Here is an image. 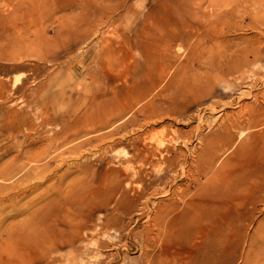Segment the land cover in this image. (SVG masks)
Returning <instances> with one entry per match:
<instances>
[{
	"label": "rangeland",
	"instance_id": "1",
	"mask_svg": "<svg viewBox=\"0 0 264 264\" xmlns=\"http://www.w3.org/2000/svg\"><path fill=\"white\" fill-rule=\"evenodd\" d=\"M16 1L0 0V172H8V165L22 151L35 152L38 146L45 145L46 137L63 119L70 121L76 113L91 116L104 110L101 121H109L103 127L97 123L91 131L87 129L79 134L74 142L92 139L90 144L80 148L81 155L70 152L74 142L63 147V156L70 163L58 168L55 177L43 181L26 196L0 203V220L3 219L5 225L26 217L27 213L10 215L14 208L32 201L35 204L32 208H38L55 198L54 188L70 193V199L76 196L74 199L78 201L106 202L108 198L101 190L103 178L116 167L127 165L121 163L125 152L139 156L130 164L146 169L143 176L148 181L142 182V186L148 188L152 210L147 209L149 217L139 214L144 201V197L134 195L139 181L123 193L134 195V200L115 193L109 206L119 217L113 225V237L134 227L139 239L143 238L152 228L150 218L161 207L172 203L183 207L178 196L184 192L210 196L215 193L213 171L195 172V177L190 178L186 170L206 166L198 158L203 144L215 136L227 122L226 118L241 115L240 104L248 108L264 106V26L256 25L258 20L254 14L225 18L211 31L213 38L206 36L202 47L198 44L192 55L191 44L199 40V34L166 43L161 38L164 35L161 30L167 25L181 32L195 25L197 22L191 16L200 0H96L98 25L93 32L85 36L83 33L77 40H65L57 31L61 21L80 11L76 6L67 10L50 9L54 12L43 23L29 24V19L13 6ZM200 7L212 11L209 1L204 0ZM249 7L254 8L252 4ZM204 21L201 18L199 24L205 25ZM83 27L88 29V24ZM224 44L231 50L235 46L257 48L258 55L255 58L254 53H249L247 61L222 66L219 57ZM16 81L19 83L15 85ZM248 92L251 94L246 96ZM245 120L241 127L234 129L236 146L220 155L212 166L220 168L226 159L233 158L241 164V169L250 167L245 163L250 159V135L256 134V138L260 135L256 161L250 168L256 169L257 182L245 186L241 208H236L235 200H228L222 211L206 214L209 215L206 221L193 218L181 223L177 245L181 264H201L206 257H212L210 264H264V124L249 127ZM243 129L246 135L240 139ZM111 132L114 134L105 145L95 139ZM157 135L164 137L167 148L152 155L150 147L157 143L154 141ZM34 138L38 141H33ZM143 156L150 162L141 161ZM168 157L174 160L167 161ZM56 164L53 162L52 168ZM122 174L116 173L123 180L120 187L125 189L126 179ZM169 174H175L176 179L171 182ZM1 179L0 191L7 193L13 191L14 186L24 185L12 178ZM88 179H93V185H88ZM72 186L76 189L71 191ZM156 188L161 191L153 192ZM86 195L87 198H83ZM125 197L129 202L121 209L125 211L116 213L113 205ZM109 213L110 210L102 207L89 222L106 221ZM197 215H202L200 210ZM53 219L51 215L45 222L50 226L55 224ZM207 222L208 228L213 230L229 225L234 233L239 231L237 243H229L220 259L213 256L211 247L199 244L201 236L210 230ZM126 242L124 235L119 244ZM118 246L105 247L102 256L110 260ZM208 248V252H204ZM157 249L150 248L147 255L143 247L128 243L127 249L111 264H144L146 258L148 262L152 260ZM66 253L62 250L54 254ZM30 254L35 255V252ZM165 260L168 261L167 257ZM0 264L17 262L2 258Z\"/></svg>",
	"mask_w": 264,
	"mask_h": 264
},
{
	"label": "bare ground",
	"instance_id": "2",
	"mask_svg": "<svg viewBox=\"0 0 264 264\" xmlns=\"http://www.w3.org/2000/svg\"><path fill=\"white\" fill-rule=\"evenodd\" d=\"M89 1L91 0H18L13 3V6L22 16L29 19V24H38V22L43 23L54 10H67L76 6L80 11L61 21L57 27V31L64 35L65 40H77L83 33V36H85L93 32L94 26L98 25L99 13L97 2L96 0H92L91 3H89ZM205 1H209L210 6H212V11L201 10L200 5H203L204 0H200L198 6L195 8V10L200 8V11L194 10L191 16L197 22L195 25L192 24L189 26V29L181 32H178L176 30L177 28L174 30L165 25L161 30V33L164 34L161 38L167 43L179 37L186 38L199 34V40L191 44V54L193 55L197 49V45L199 44V46H201L202 42L206 41V36L209 39L213 38L214 35L211 31L215 30L225 18H233L236 15L246 16L254 14L258 20L256 25L260 23L264 26V0H235V2L232 0L230 3V0ZM250 4L253 5V9L249 7ZM259 5H261V7ZM201 18L205 19V25L199 24ZM85 23L88 24V29L83 27ZM216 42L220 41L217 40ZM223 46V51L219 57L222 66H228L232 62L247 61L249 53H254L255 58L258 55V49L254 48V46L251 47L254 49H247L246 46H235V48L232 47V50L229 49L230 46H226L225 44ZM203 60L204 63H206L207 59H205V57H203ZM161 70H163V68ZM18 83L19 81H16L14 84L16 85ZM250 94L251 92L245 93L246 96ZM245 95L243 98H245ZM240 105L241 115L237 117H233V115L229 118H226V115L224 119L226 118L227 122L222 124L211 140L203 144L204 146L198 158L201 159L203 163H206V166L195 170L190 167L186 170V175L190 178L195 177V172H214L212 179L214 180L213 184L217 187V190L211 196L184 192V194L178 196L183 202V207L175 203L161 207L159 211L155 212V216L150 218L149 226L152 228L146 232L143 238L141 237L139 239L134 232V227L127 232H124L126 230L124 229L119 236L113 237L112 232L115 229L113 225L117 222L119 217L115 216L109 206L112 201V196L115 193L118 192L124 196L126 194L123 193L128 192V188L136 183V181H139V187L134 191L135 196L144 197L139 214L144 216L143 214H147V209L152 210V203L146 192L148 188L142 186V182L148 181L147 178L143 176L146 169L143 166L136 168L130 164L132 160L139 158V156L125 152V158L121 163L124 162L127 165L124 167H116L103 178L101 190L105 198H108L106 202L98 203L96 199L78 201L74 199L76 196L70 199V193L59 188H54L52 193L55 194L56 197L46 202L44 205L38 208H32L35 206L34 201H32V203L26 202L22 204L21 207L14 208L10 215L27 214L24 219L9 225H5L3 219L0 220V259L7 258L11 262H17V264H37L40 261H45L46 264H111L117 261V258L123 253V250L127 249L128 243H131L143 247L144 254L147 255L149 254L150 248H158L152 260L148 262L146 258L144 264H159V262L161 264H181V258L178 254L179 249L177 247L181 223L190 222L193 218L206 221L209 216L206 214L213 211L217 212L218 210L222 211V208L228 204V200H235L236 208H241V196L245 190V186L249 183L257 182L256 169L250 168L254 167L256 161L255 153L258 149V139L260 135L257 138L256 134L250 135V139H252L250 140L251 146H249L248 155L250 159L245 162L247 166L250 167L241 169L243 168L241 164L239 162H234L235 159L233 158L226 159L221 164L220 168H214V166H212L220 155L225 154L228 150L231 151V148L236 144H234L233 132H235L234 129L241 127L242 120L246 119L245 121L248 123L249 127L264 124V106L258 105L253 108H248L246 105ZM109 109L111 110L112 106H109ZM105 112L102 110L97 115L92 114L91 116H86V114L83 113L81 115L76 113V115L74 114L72 116L70 121L63 119L61 122L56 123V127L58 128H55L52 134L46 137L47 142L45 145L38 146L35 152L22 151L17 155L16 160L8 165L9 171L7 172L4 170L0 172V180L4 177L12 178L17 182H22L24 185L22 187L14 186L12 188L13 191L9 193L0 191V203L4 202V200H15L18 196H26L39 187L43 181L55 177L57 175L55 172L58 168L70 163L69 159L63 156V147L69 142L73 143L76 141L83 130L88 129L91 131L93 127L97 126V123L100 127L105 126L109 121H101L102 113ZM242 117L244 118L241 120ZM43 121L48 124L46 119ZM113 134L114 132L103 133L96 136L95 139L105 145L104 143H106V141L109 140L108 138ZM245 135L246 132L243 129L239 133V138L242 139ZM33 141H38V139L34 138ZM154 141L157 143L150 147L152 152H150V154L155 155L157 153H162L163 149L167 148L162 135H157ZM90 142H92L91 138L82 141L78 140L71 144L70 152L81 155L80 148L86 143L90 144ZM106 147L108 148L109 146ZM238 152L241 151H237V153ZM171 159L170 157L166 158L167 161ZM140 160L143 162H150L148 158L146 159V156H143ZM53 162H57L54 168H52ZM117 172L123 173L122 175L124 179H126L124 182H126L127 188L122 189V185L120 187L123 180L118 178L116 175ZM169 175L171 182L176 179L175 174ZM162 178L163 177H161V179ZM92 181L93 179H88V185H93ZM149 183H152V180H150ZM73 189H76V187L72 186L71 191ZM223 189H226V191H223ZM168 190L170 191V189ZM168 190H166V192H168ZM160 191L161 189L158 190V188L153 190V192ZM134 195H126V197L129 200H134ZM231 196H234V198H231ZM126 197L117 201L116 205H113V209H116L114 210L116 213L120 214L125 211H121V209L125 204L129 203L125 200ZM83 198H87V195ZM38 201L40 202V199ZM87 206L90 207L86 208ZM102 207L106 211L110 210L109 215H106V221L99 220L98 222H89L94 217L95 212L99 209L102 210ZM199 210L202 214L200 216L197 215ZM51 215L54 216L53 221L55 224L52 223L49 226L50 223L47 224L45 220L50 218ZM221 216H223V214ZM146 217H149V214H147ZM138 221H140V218H138ZM235 222L238 223L239 218H237ZM209 225L210 224L207 222V228ZM212 231L213 233H211ZM208 234L211 235L210 239L207 238L209 237ZM124 235H126L128 242L120 245L119 241ZM239 235L238 230L234 233L229 225H221L215 230L211 228L202 235L199 244H201V247H204V245H208L209 248L211 247V251L214 253L213 256L220 259L223 256V252L227 250L229 243H237L236 239ZM115 245L119 246L117 247L116 254L112 255L113 257L110 260L108 256H102V250L105 247ZM195 246L197 247V244ZM209 248L204 252H208ZM62 250L67 251V253L61 255L54 254ZM94 251L96 254H93ZM33 252H35V255L30 254ZM169 252L172 253L168 254ZM165 257H167L168 261L165 260ZM211 260L212 257L209 259L206 257L204 261H201V264H210Z\"/></svg>",
	"mask_w": 264,
	"mask_h": 264
}]
</instances>
